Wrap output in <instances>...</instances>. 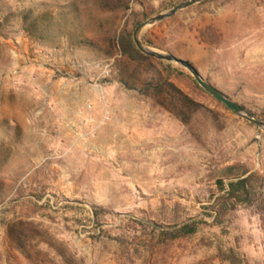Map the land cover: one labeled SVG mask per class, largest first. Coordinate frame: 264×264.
<instances>
[{"label": "rangeland", "instance_id": "1", "mask_svg": "<svg viewBox=\"0 0 264 264\" xmlns=\"http://www.w3.org/2000/svg\"><path fill=\"white\" fill-rule=\"evenodd\" d=\"M128 1L0 0V264H264V130L174 62L172 81L201 104L186 123L163 96L139 92L165 71L121 56L113 30L134 43L137 19L185 0ZM147 37L264 119V0H204L145 27ZM112 86L139 95L159 141L100 153ZM77 92L61 126L63 97ZM101 93L108 122L77 124L88 103L102 117ZM234 163L258 173L254 194L217 218V181Z\"/></svg>", "mask_w": 264, "mask_h": 264}, {"label": "trees", "instance_id": "2", "mask_svg": "<svg viewBox=\"0 0 264 264\" xmlns=\"http://www.w3.org/2000/svg\"><path fill=\"white\" fill-rule=\"evenodd\" d=\"M106 4L109 5L110 2L119 3L121 7L124 9L128 8V0H105ZM116 6V5H115ZM146 19V16L137 19L134 23L136 26L141 23L143 20ZM111 47L119 52V54L125 57L128 61H143L148 62L150 65L153 66H160L165 71V76H162V71L159 70L158 78L151 79L150 81H146L143 83L142 87L139 89V92L145 93L146 90L151 89L153 94L156 97H164L170 105L174 107H178V111L176 113L177 118L186 123L188 121L189 116L186 114V110H190L192 107L198 108L201 106L200 103L193 101L186 93H184L179 87L175 85L172 81V65L164 60L156 59L151 56H147L141 53L137 47L134 45L133 41L126 37L123 32H117V29L113 30V36L109 39ZM143 42L150 46H156V43L152 41L150 38H144ZM112 54V53H109ZM155 80V81H153ZM195 80V79H194ZM196 82V80H195ZM196 85L202 91L197 82ZM161 99H157L159 104L163 105V101ZM225 106V105H224ZM226 109L231 110L229 107L225 106ZM225 178H228V183L223 181V178H219L217 183L219 185V189L224 191L223 194L217 198V203L221 206L216 209V217L220 218L225 214L224 206L227 202L233 201L232 203H241L243 201L248 200L252 194H254V181L258 178V173L256 171H251L248 167L241 165L240 163H234L226 167L224 171ZM196 225L195 223L186 224L181 227V232L183 234H192L195 232ZM177 235H173V237H177ZM232 262H234L232 260ZM235 263V262H234Z\"/></svg>", "mask_w": 264, "mask_h": 264}, {"label": "crops", "instance_id": "3", "mask_svg": "<svg viewBox=\"0 0 264 264\" xmlns=\"http://www.w3.org/2000/svg\"><path fill=\"white\" fill-rule=\"evenodd\" d=\"M81 95L82 93L77 92L63 97L66 103L61 104L65 112V115L60 118L61 126L72 122V114L76 107L82 103ZM137 96L139 95H131L125 91L121 93L114 86L109 89L108 102L115 107L112 109L113 114L110 124L99 137L100 153L105 154L112 148L115 150L121 149L123 146L121 142H125L126 146L129 147L140 140H147L148 142L159 141L158 137L160 134L155 135L157 133L155 129H158V127L150 121L151 119H148L146 116L148 107ZM116 101L118 103H115ZM57 122L60 123L58 120ZM160 128L162 127L160 126ZM158 131L161 132L159 129Z\"/></svg>", "mask_w": 264, "mask_h": 264}, {"label": "water", "instance_id": "4", "mask_svg": "<svg viewBox=\"0 0 264 264\" xmlns=\"http://www.w3.org/2000/svg\"><path fill=\"white\" fill-rule=\"evenodd\" d=\"M202 1H204V0H185V1H182V2L174 5L168 11H166L164 13L156 14V15L148 18V19H145L141 23H139L133 31V40H134L135 46L137 47V49L141 53H143L147 56H151V57H154V58L160 59V60L174 62V63H177V64L181 65L182 67L186 68L193 75V77L195 78L197 83L204 90H206L208 93H210L212 96H214L217 100H219L220 102L225 104L227 107L232 109L238 116L250 121L251 123L257 125L259 128L264 130V119H261L257 115L251 113L250 111L245 109L243 106H241L240 104L236 103L231 98H229L225 93H223L217 87L212 85L210 82L206 81L202 77V75L199 73V71L191 63H189L188 61H186L182 58L175 56L171 52H164V51L157 50L153 47H150V46L146 45L140 38V34L145 27L154 25L155 23H158V22H161L167 18H170L173 15H175L176 13H178L179 11L186 9L192 5L197 4V3H200Z\"/></svg>", "mask_w": 264, "mask_h": 264}, {"label": "built area", "instance_id": "5", "mask_svg": "<svg viewBox=\"0 0 264 264\" xmlns=\"http://www.w3.org/2000/svg\"><path fill=\"white\" fill-rule=\"evenodd\" d=\"M96 66L99 67V64L97 63ZM107 68H108V66L106 65L103 68V70H102L103 73H107L108 72ZM102 75H103V78H105V75L104 74H102ZM96 87H98V88L101 87L102 88V86H99V85L96 86ZM100 100L104 103V112H103L102 117L99 120L96 121V119L93 118L94 107H93L92 103H88L85 106V113H86L85 117L82 116L83 115L82 114L81 115V119L79 120V123H77V124H79L80 126H85L87 124L88 125L89 124L90 125L91 124H95V129H97V128H100L101 126L105 125L108 122V120L110 119V115H109V110H107V104H106V101H105L104 93L100 94Z\"/></svg>", "mask_w": 264, "mask_h": 264}]
</instances>
